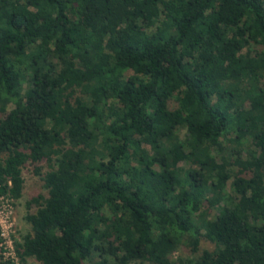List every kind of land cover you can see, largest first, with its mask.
<instances>
[{
    "label": "trees",
    "instance_id": "1",
    "mask_svg": "<svg viewBox=\"0 0 264 264\" xmlns=\"http://www.w3.org/2000/svg\"><path fill=\"white\" fill-rule=\"evenodd\" d=\"M25 162L21 262L264 264V0H0V195Z\"/></svg>",
    "mask_w": 264,
    "mask_h": 264
},
{
    "label": "rangeland",
    "instance_id": "2",
    "mask_svg": "<svg viewBox=\"0 0 264 264\" xmlns=\"http://www.w3.org/2000/svg\"><path fill=\"white\" fill-rule=\"evenodd\" d=\"M169 107L170 108L174 107V103L172 101L170 102ZM35 166L40 167L39 169L40 175L35 174L33 172V168ZM45 170H46V166L43 162L38 164L25 162V164L21 166V176L23 179L21 195L17 199H13L8 195H0V223L3 227V233H4L3 239L11 240L13 251H14V243L20 240L21 235H23L26 232H29V226L24 221V214L26 213L24 202L27 199H29L31 196H34L36 194H43L44 196L46 194V191L42 185V180H41V174ZM211 246H212L211 243H209L207 240L205 239L201 240V248L209 249L211 248ZM192 255L194 254L188 251V248L180 246L176 251L172 253L171 259L175 261L178 258L185 259L191 257ZM15 258L16 260L12 262L13 264H40L32 257H26L22 262L18 259L16 254H15ZM81 264H90V262L84 260ZM129 264H148V263L137 262V263H129Z\"/></svg>",
    "mask_w": 264,
    "mask_h": 264
},
{
    "label": "built area",
    "instance_id": "3",
    "mask_svg": "<svg viewBox=\"0 0 264 264\" xmlns=\"http://www.w3.org/2000/svg\"><path fill=\"white\" fill-rule=\"evenodd\" d=\"M3 235H4V233H3V227H2V225L0 223V238H1L0 247H1L2 255H3V259L2 260L3 261H9L6 264H13L12 262H14V260H16V258H15V254H14L15 252L13 251V248H12L11 240L10 239L4 240L3 239ZM3 249H4V251H3Z\"/></svg>",
    "mask_w": 264,
    "mask_h": 264
}]
</instances>
